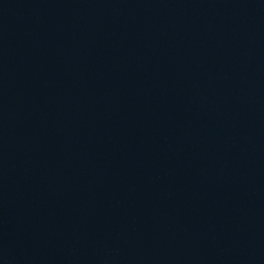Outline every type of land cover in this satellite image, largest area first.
Segmentation results:
<instances>
[{
    "label": "water",
    "instance_id": "water-1",
    "mask_svg": "<svg viewBox=\"0 0 264 264\" xmlns=\"http://www.w3.org/2000/svg\"><path fill=\"white\" fill-rule=\"evenodd\" d=\"M0 264H264V0H0Z\"/></svg>",
    "mask_w": 264,
    "mask_h": 264
}]
</instances>
